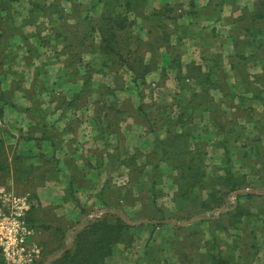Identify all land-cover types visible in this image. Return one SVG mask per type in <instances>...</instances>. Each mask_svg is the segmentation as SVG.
<instances>
[{"label":"crops","instance_id":"1","mask_svg":"<svg viewBox=\"0 0 264 264\" xmlns=\"http://www.w3.org/2000/svg\"><path fill=\"white\" fill-rule=\"evenodd\" d=\"M79 1L85 10L91 2ZM16 3L14 14H29L28 0ZM172 8L173 19L167 16ZM259 11L264 12V0H146L144 12L131 16L133 54L122 58L103 51L96 36L95 48L81 53L78 70L59 53L70 42L56 34L50 35V48L31 38L37 51L16 35L0 39V149L11 168L7 183L16 184L22 195L36 194L34 216L47 229L40 233L48 243L42 258L46 250L68 244L71 228L88 225V216L103 211L119 210L131 222L183 221L187 202L180 180L186 169L179 167L182 157L189 159L199 150L205 152L206 177L203 190H192V204L211 190L224 191L216 182L228 170L249 182L255 168H250L246 142L264 146V101L255 95L260 91L264 97V18L253 17ZM15 19L17 28L24 25ZM168 138L175 142L171 147L165 145ZM183 139L188 146L182 149ZM154 155L163 158L156 167L149 163ZM204 216L185 226H133L122 219L131 226L132 238L134 227L139 235L150 230L144 227L153 229L143 246L138 240L118 243L105 264H170L178 253L190 258L188 264H204L207 239L198 242L197 251L189 246L199 233L211 239L213 225L225 236L214 234L220 243L230 237L229 244L221 245L224 255L252 252L257 264H264L262 221L255 234L249 220L241 238L242 232L223 231L221 223ZM57 228L67 231L66 240ZM155 228L160 240L151 243ZM177 259L175 264H181Z\"/></svg>","mask_w":264,"mask_h":264},{"label":"trees","instance_id":"2","mask_svg":"<svg viewBox=\"0 0 264 264\" xmlns=\"http://www.w3.org/2000/svg\"><path fill=\"white\" fill-rule=\"evenodd\" d=\"M15 1L18 0H0V39L10 40L16 35L19 39L23 38L27 48L31 51L38 50L37 47L32 44L31 38L40 40V43L47 48L52 47L51 45L53 44L51 42L50 35L47 37H42L40 35L42 26L38 24L34 18L35 12L50 9V11H52V17L54 18L51 20V23H53V31L57 37H61L63 41L70 42V46L64 45L61 50H59V53L67 55V58H69V64L74 67L75 70H78V65L81 63L80 55L83 51H87L86 47H90L92 49L95 48L93 41L96 36H99L102 41L101 49L103 51H112L114 54L121 56L122 58H124V56H129L130 53L133 54V42L135 41L136 36L134 33L135 29L133 27V18H131V16H133V12H144L146 4V0H91L85 10L83 8V3L79 0H67L66 2L70 3L68 9H66L63 5V0H52L51 2H46V0H28L31 4L29 14L33 16L32 19L34 20L26 22L25 20L27 18L23 19L24 21L22 23L24 25L17 28L13 12ZM98 7H101V13L99 16L96 14ZM82 9L87 11L84 16L81 13ZM173 10L174 9L172 8L171 13L167 14V16L171 19L175 18V16H173ZM260 11L253 17H257L259 19L264 18V12ZM174 13L177 15L175 11ZM55 15H57V17H55ZM70 17H73V23H70ZM28 25H32L35 29L31 32L32 34L27 30ZM123 31H129L130 36L125 38ZM89 74L91 77L90 69L86 74L85 84H87L88 80H90L88 77ZM198 79L203 80L202 77ZM255 95L257 98L264 101V97L261 96L262 93L260 91ZM180 100L182 103H185L184 96H182ZM162 142L164 141H159V144ZM173 143L175 142L169 140L168 138L165 145L171 147ZM159 144L158 147L159 150H161ZM180 144L182 145V149L183 147L188 146V142L185 139L180 141ZM227 152H230L229 148H227ZM204 154L205 152L199 150L194 152V155L189 158L190 160L187 158L184 160L182 157L183 164L179 168H185L186 172L181 175L180 186L183 196L187 202V211L182 216V219L187 217L189 218L197 214H204L209 216L207 221L210 223L215 221H218L219 224L221 223L220 229L223 231H227L230 227L238 229L245 217L252 216V211L245 209L242 204H239V206L233 211L230 210L221 213L217 218H213V216H215L214 211L217 207H221L227 203V197L231 192L241 188L250 187L245 176L232 174L231 170H228L229 172H227L225 176L220 177L216 182L221 185V187H224V191L211 190L207 198L199 196V203L196 205L192 204V190L197 188L200 190L204 189V178L206 177L203 160ZM162 159L163 158L160 155H154L150 157L149 163L156 167ZM155 169L157 168H153L154 173ZM10 174L11 168L9 166L8 158L4 154V151L0 149V187L13 188L18 194L25 193L20 191L16 184L7 183V176ZM18 176L19 174L17 171L13 172L15 180H17ZM251 187H253V185ZM258 187L264 188V183L260 184ZM36 198L37 197L34 192H32L31 196H29L31 209L28 212L27 221L31 226L43 232L44 230H47L46 226L40 224L34 216L36 207L34 203H32V199ZM244 198H264V195L241 193L236 199L240 200ZM224 216H229L230 218L227 223L221 222L222 217ZM154 226H164V224H155ZM174 228L179 227L174 226ZM130 229L131 226L124 223L122 219L116 215L106 214L102 217H96L94 220H91L85 228L74 234L72 247L51 264H105L106 258L115 253V247L118 243H130L134 241ZM56 231L60 232L62 234V238L66 240V230L57 228ZM237 235H240V232ZM40 243L42 248H44V245H48L43 238H40ZM205 243V250L202 254L207 258L208 262L206 264H251L252 259L250 254L253 255L252 252H248L249 255H244L246 254L245 251H243L244 253L241 252L239 256H236L235 254L227 256L224 255L221 249L219 236L212 234V238L206 240ZM235 244L237 245L238 243ZM65 245V242H63L58 248L46 250L43 258L36 264H43L51 253L63 248ZM253 245L250 244L249 246L253 247ZM236 247H241V245H237ZM146 254L150 255L148 252ZM178 256H181L180 260L177 259ZM176 259L181 262V264L190 262L189 257L178 253L174 259L169 260L170 264H175ZM0 264H5L1 254ZM137 264L140 263L138 262Z\"/></svg>","mask_w":264,"mask_h":264},{"label":"rangeland","instance_id":"3","mask_svg":"<svg viewBox=\"0 0 264 264\" xmlns=\"http://www.w3.org/2000/svg\"><path fill=\"white\" fill-rule=\"evenodd\" d=\"M18 1L22 2V5H25V3H26V0H18ZM51 1L52 0H46V2H51ZM66 1L67 0H63L62 1L63 5L65 7H67V2ZM16 6H19V4L16 3V5H14L13 9ZM42 11L34 13L35 20L38 22V24H40L42 26V28L40 30V35L42 37H47L49 35H51L53 37L55 35V32L53 31V25H52L53 23H51V20L53 18L52 17V13H51L52 11H50V9L49 10L48 9L47 10H42ZM22 12H24V11H22ZM16 13H17V11H16ZM14 16L17 17V19L20 22H23L24 21L23 19H26V18H27L25 20L26 22H30V21L34 20V19H32L33 16L31 14L26 13V12H24V13L20 12V13L14 14ZM55 17H57V15H55ZM28 28H29L28 32H30V33L35 30L32 25H28L27 29ZM25 30H26V26H25ZM123 34H124L125 38H128L130 36L129 31H123ZM52 37H50V38H52ZM251 128H253V125H251ZM256 128L260 129V126H258ZM262 129H264V128H262ZM255 134H256V132H252V136H255ZM259 144H261L259 141L253 140V139L252 140H248L246 142V145L249 146V152L251 153L250 168H255L254 172L251 173V176H250V179H249L250 188H248V190H257V191L260 192V191H264V188L258 187L260 184L264 183V146H261ZM244 151H245V148H244ZM252 185H253V187H251ZM253 194H255V195H264V193H253ZM235 202L237 203L236 208L239 206V204H242V206L245 209L251 210L252 212H254V215L249 216V219H244L243 220V222L238 227V229L240 228L239 230L238 229H233L234 230L233 234H239V232H242L241 238H243L244 236H243L242 229H243V226L247 225V222L249 220H250V225L253 226L252 228H253L254 231H255V228L257 226V222L262 221V223H264V198H250V199L244 198V199H240V200L235 199ZM224 206H226L228 208H232L233 207V203H232V201H231L229 196L227 197V203ZM235 209H233V210H235ZM233 210H231V211H233ZM135 215H136V213L132 211L130 217L131 218H135L136 217ZM139 216H141V215H139ZM189 218H191V217H189ZM189 218L187 217V218H185L183 220H187ZM228 219H230L229 216H224V217H222V221L221 222L227 223ZM253 220L255 221L254 224L252 223ZM141 228H142V226H141ZM144 228H149L150 230L153 229V227H144ZM211 228H212L211 231L214 234H218L219 233V234H221L220 236H224L223 233H221L219 231L218 227H216L215 225H213ZM149 231L139 235L138 232H137V229H135V227H134L133 228V240H134L133 241V245L138 240V242L140 241L141 246H143L145 240L147 239V237L149 235ZM160 234H161V231L158 230L157 228H155L153 230V233L151 234L150 242L151 243H152V241L153 242H159ZM199 234H200L199 236H196L197 240H193V244L191 246H189V250L192 251V252L197 251L198 242H200L203 239L209 240V238L206 236V234H204V235L202 233H199ZM255 234H256V231H255ZM40 238L42 239V234H41ZM229 238L230 237L226 238L227 239L226 242H221V245H224V243L229 244L228 243L229 240H230ZM234 240H236V239H234ZM237 245L238 246L240 245V241L238 242ZM253 247L256 248V245L254 244ZM256 253H255V255H256ZM155 255H156V253H155ZM250 256H251L252 260L255 259L254 261H256V264H257L258 260L256 259V257L254 258L253 255H250ZM202 258H203L202 259L203 263L206 264L208 262L207 258L203 254H202ZM185 264H188V262H185Z\"/></svg>","mask_w":264,"mask_h":264},{"label":"built area","instance_id":"4","mask_svg":"<svg viewBox=\"0 0 264 264\" xmlns=\"http://www.w3.org/2000/svg\"><path fill=\"white\" fill-rule=\"evenodd\" d=\"M30 209L27 195L0 187V254L5 264H35L42 258L41 231L27 221Z\"/></svg>","mask_w":264,"mask_h":264},{"label":"water","instance_id":"5","mask_svg":"<svg viewBox=\"0 0 264 264\" xmlns=\"http://www.w3.org/2000/svg\"><path fill=\"white\" fill-rule=\"evenodd\" d=\"M241 193H264V191H257V190H238V191H235L231 194V201L233 203V207L232 208H228V207H222V208H218L215 210V217H217L221 212L223 211H230V210H233L236 208L237 206V203L235 202V199L236 197L241 194ZM104 213H115V214H118L122 217V219L130 224V225H137V224H140V223H152V224H173V225H178V226H185V225H188V224H191L197 220H201V219H204V218H207V216H204V215H196V216H193L187 220H183V221H180V220H175V219H166V220H159V221H152V220H139V221H129L119 210H107V211H103V212H100L97 216L95 215H91V216H88V220H93L95 217H98V216H102ZM87 225V222H84L83 224H80L79 226H76L74 228H71L69 230V234L67 235L68 237V244L66 245L65 248L61 249L60 251L54 253L53 255H51L47 260H45V262L43 264H51L53 261H55L56 259L60 258L67 250H69L72 246V243H73V233L76 232V231H79L81 230L82 228H84L85 226Z\"/></svg>","mask_w":264,"mask_h":264}]
</instances>
